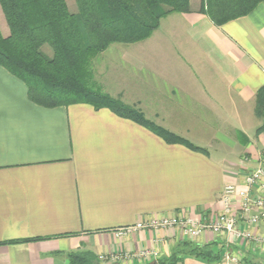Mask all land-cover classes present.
<instances>
[{
	"label": "crops",
	"instance_id": "obj_1",
	"mask_svg": "<svg viewBox=\"0 0 264 264\" xmlns=\"http://www.w3.org/2000/svg\"><path fill=\"white\" fill-rule=\"evenodd\" d=\"M201 3L166 15L143 41L111 44L117 62L108 74L121 79L123 64V101L205 153L166 143L107 108L35 104L0 66V264H68L76 251L98 264H150L182 242L218 251L217 264H264L259 244L210 231L194 239L175 227L116 235L177 213L216 214L226 185L242 188L248 172L264 168L254 112L264 86V2L221 26ZM251 230L264 237V223ZM142 251L156 256L138 257ZM109 255L118 258L99 260ZM182 264L206 263L185 256Z\"/></svg>",
	"mask_w": 264,
	"mask_h": 264
},
{
	"label": "trees",
	"instance_id": "obj_2",
	"mask_svg": "<svg viewBox=\"0 0 264 264\" xmlns=\"http://www.w3.org/2000/svg\"><path fill=\"white\" fill-rule=\"evenodd\" d=\"M264 0H202L199 11L214 25L248 15ZM0 0L8 33L0 30V66L21 80L28 99L43 107L85 103L107 108L129 119L166 143L181 144L203 152L187 139L145 117L142 111L101 90L93 79L90 61L111 44L143 41L159 27L166 15L190 11V0ZM44 47L51 53L44 52ZM255 115L264 132V86L256 95ZM180 250L157 260V264H182L192 256L206 264L220 261L218 251L182 242ZM68 264H98L90 251L68 255ZM244 264H252L245 262Z\"/></svg>",
	"mask_w": 264,
	"mask_h": 264
},
{
	"label": "built area",
	"instance_id": "obj_3",
	"mask_svg": "<svg viewBox=\"0 0 264 264\" xmlns=\"http://www.w3.org/2000/svg\"><path fill=\"white\" fill-rule=\"evenodd\" d=\"M243 187L228 184L220 196L221 210L216 214H199L197 219L183 213L163 216L149 222H138L132 226L122 228L116 235L122 236L137 229L144 228H178L189 239H194L206 231L213 234L229 235L247 244L257 243L264 249V237L253 233L251 227H258L264 223V168L259 167L244 176ZM238 200L235 206L234 200ZM242 222V223H241ZM156 253L142 251L138 257L147 258ZM101 260H115L117 255L100 256Z\"/></svg>",
	"mask_w": 264,
	"mask_h": 264
},
{
	"label": "rangeland",
	"instance_id": "obj_4",
	"mask_svg": "<svg viewBox=\"0 0 264 264\" xmlns=\"http://www.w3.org/2000/svg\"><path fill=\"white\" fill-rule=\"evenodd\" d=\"M66 1H67V4H68V7L71 10H75L74 0H66ZM0 30H1L3 35H6L7 32H8V28H7L4 16L2 14L1 8H0ZM130 44H132V43H130ZM107 49H106L105 52L103 51V52L97 54L95 57H93L91 59L89 68L91 69L92 72L94 71V69L97 70V74H96L95 78H96V81L102 86L103 89L101 88V90L103 92L109 90L111 87H114V89H116L117 93H121L122 95H119V96L118 95H114V96L111 95V96L116 97V98H118V99L123 101L124 98H126V97H123V94H124V91L126 90V88H125V82H124V79H123L122 76L124 74H126L124 72L126 70H125V67H124L123 64H117V65H119L117 68H120L119 76H120L121 79H116L115 80L114 78H111L109 76L108 69L114 68L113 65L117 61L115 59L116 56L113 54V50L112 49H108L107 50ZM44 52H46L47 54L51 53L50 49L47 48V47H44ZM111 80H113L114 82H111ZM137 80L138 79H136L135 82H137ZM115 81H116V83H115ZM99 260L100 261H105V260H101L100 258H99Z\"/></svg>",
	"mask_w": 264,
	"mask_h": 264
},
{
	"label": "water",
	"instance_id": "obj_5",
	"mask_svg": "<svg viewBox=\"0 0 264 264\" xmlns=\"http://www.w3.org/2000/svg\"><path fill=\"white\" fill-rule=\"evenodd\" d=\"M150 264H157V263L154 261V262H152V263H150Z\"/></svg>",
	"mask_w": 264,
	"mask_h": 264
}]
</instances>
